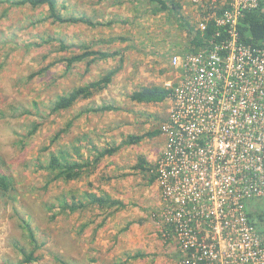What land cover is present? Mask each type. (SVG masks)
<instances>
[{
    "label": "rangeland",
    "instance_id": "374dc122",
    "mask_svg": "<svg viewBox=\"0 0 264 264\" xmlns=\"http://www.w3.org/2000/svg\"><path fill=\"white\" fill-rule=\"evenodd\" d=\"M175 1L191 13L188 0ZM151 9L141 0H58V12L64 16L85 15L96 23L116 21L111 27L91 28L54 23L48 19L47 6L34 9L29 5H0V176L13 181L10 191L0 188V264H22L23 256L18 250L33 249L22 219L30 225L40 245L36 252L40 259L31 264H103L104 255L93 256L96 248L86 236L91 233L92 240L100 233L92 223L95 217L104 216L91 210L90 197L82 196L92 188L93 182L83 179L90 173L79 181H54L45 167L52 155L71 162H82L88 156L94 160V147L115 146L129 135L147 131V124L152 129L161 125L159 120L167 113V103L152 114L150 106L134 104L130 100L138 88L134 80L138 77L142 85L162 86L165 79H170L169 57L190 49L191 37L181 28L176 15H153ZM120 38L125 42L117 40ZM61 42L69 50H60ZM86 46L94 51H118L120 56L99 61L88 72L87 62L77 63L71 70L60 62L82 54ZM121 58L123 68L107 89L112 105H118L119 111L76 118L85 110L107 103L102 91L69 111L51 113L59 96L100 79L118 67ZM43 69L47 70L32 77ZM121 76L131 79L128 85L119 80ZM69 122L73 124L66 129ZM35 125L38 131L28 136ZM65 129L67 132L54 141ZM82 139L94 144L89 147ZM137 146L124 147L111 158H119L133 171ZM127 154L131 158L122 159ZM107 168L104 162L100 164L99 177ZM97 185L101 183L97 181ZM80 197L86 205L82 211H65L67 202L78 205Z\"/></svg>",
    "mask_w": 264,
    "mask_h": 264
},
{
    "label": "built area",
    "instance_id": "2783aa9c",
    "mask_svg": "<svg viewBox=\"0 0 264 264\" xmlns=\"http://www.w3.org/2000/svg\"><path fill=\"white\" fill-rule=\"evenodd\" d=\"M188 1L195 32L215 29L204 47L169 57L151 218L180 264H264V46L239 32L263 0Z\"/></svg>",
    "mask_w": 264,
    "mask_h": 264
},
{
    "label": "trees",
    "instance_id": "16d2710c",
    "mask_svg": "<svg viewBox=\"0 0 264 264\" xmlns=\"http://www.w3.org/2000/svg\"><path fill=\"white\" fill-rule=\"evenodd\" d=\"M103 1V0H99ZM143 2H147L149 6L152 7L151 13L153 15H159L163 13L176 15L177 20L180 23L181 28L185 29L189 32V36L191 37L189 47L195 48L198 50L201 47H204V41L206 39L211 38V35L214 31V26L210 25L207 33L195 32V28L189 23L187 18L183 15L182 5L175 0H141ZM1 4H9L11 7H22L29 5L34 9L41 8L44 6L48 7L49 16L48 19L52 20L54 23L58 24H68V25H85L87 27L96 28V27H111L116 21H109L107 23H96L89 17L83 15L81 17L74 16H64L60 12H58V0H5L0 2ZM239 32L241 34L242 40L254 47H263L264 46V0L261 3L260 9L256 11L249 12L245 15V17L241 20L239 24ZM119 41L125 42L126 39L120 38L117 39ZM70 47L66 46L63 42L60 43V50H69ZM195 49V50H196ZM188 49L185 53L190 51H195ZM120 56L118 51L109 53L105 51H94L91 47L86 46L85 51L76 56H72L71 58H65L60 60V62H65L67 69L71 70L73 66L77 63L87 62V70L99 61H108L117 58ZM49 68V67H48ZM47 68V69H48ZM123 68V58L120 59V65L115 69L109 70L104 76L96 81H92L84 86H80L74 88L69 93L59 96L53 103V108L51 113H60L64 111L71 110L75 105H77L80 101H85L88 99H92L97 93H100L106 90L114 81V78ZM45 69V70H47ZM44 69L37 74H34L32 77H35L45 71ZM31 77V78H32ZM171 95V90L167 89L164 86L153 85L149 87H143L138 91H135L130 99L132 102L138 104H155V105H164L167 103L169 97ZM119 111V108L115 107L112 104L102 105L97 108H92L89 110L83 111L76 118H80L84 114L93 113V114H105ZM167 118V117H166ZM164 119V121L166 120ZM162 121V120H159ZM161 122V125L164 123ZM73 122H69L66 129H70ZM161 125L159 130L155 129L151 133H145L143 135H129L125 140H123L120 144L111 146L108 145L106 148L97 149L94 147V151L96 153L94 160H91V156L87 158H82L84 161L82 162H71L57 155H52L50 159V163L47 167L49 173L53 175L54 181L63 180L66 182H73L81 180V178L85 174H89L94 171L104 159L113 157L117 152H119L124 147L135 146L140 144L145 138H152L155 136H159L161 133ZM39 126L35 125L28 136H33L38 131ZM63 130L58 133L54 139V141L61 137L63 133H66L67 130ZM83 141L88 143L89 139H82ZM81 140V141H82ZM92 141L88 144H91ZM93 144V143H92ZM91 144V145H92ZM154 165H147L144 160H139L136 167L137 169H141L148 176V183L153 184L156 182V176L151 175V170ZM12 179L8 178L5 175L0 176V188L8 192L12 189ZM93 201L91 204H98L103 207L106 204H109V201L104 200L102 197L98 198L94 195H91ZM112 206L119 205L118 202L112 201L110 203ZM84 203L75 204L67 202L64 206L65 211L68 210L70 213H74L79 211L80 209L85 208ZM18 215V213H16ZM87 225H85L86 227ZM103 226V225H102ZM22 227L28 233V240L32 245L33 249L31 251H27L25 248H20L18 252L23 256L22 264H31L39 261V257L36 256L37 250L40 248V245L37 242L35 234L32 232L30 225L27 224L25 220L22 219ZM140 258V255L133 256L132 259ZM59 260V259H58ZM61 264H66L64 261H60Z\"/></svg>",
    "mask_w": 264,
    "mask_h": 264
},
{
    "label": "crops",
    "instance_id": "0c3cea01",
    "mask_svg": "<svg viewBox=\"0 0 264 264\" xmlns=\"http://www.w3.org/2000/svg\"><path fill=\"white\" fill-rule=\"evenodd\" d=\"M120 79L125 85H128V82L131 81V79L128 80V78L122 76ZM141 82L142 79L135 78L134 84L138 85V88L131 95L143 87H149L148 85H142ZM109 88L110 86L107 89ZM107 89L104 90V98L107 102L105 105L112 104L111 97L107 95ZM113 98L118 99L117 97ZM133 103L150 106L151 114L161 106ZM117 107L119 106L117 105ZM164 114L166 115H163L162 121L167 117V113ZM145 127L147 131L138 135L151 133L160 128V126H157L152 129L151 124H147ZM88 146L92 147L91 144H88ZM164 146L165 138L161 133L159 136L145 138L137 146V161L133 164L135 165L141 159L147 165H154L162 154ZM127 157L131 158V155H122L124 160ZM103 162L108 165L107 171H101L102 175L99 177V165L95 171L85 175L83 179L93 182L92 184L88 183L92 188L85 195L79 192L84 197H90V203L93 201L91 195L109 201V204L103 207L95 203L92 204L93 206L89 205L96 214L102 213L104 215L103 219L95 217L93 219L95 222L92 223L96 226L95 228L100 230V233L95 238L92 236V240H89L91 233L88 232L86 235L88 243H92L96 248V251L92 252L94 253L93 256L102 253L104 255L103 264H180V254L176 243L171 238L164 237L163 231L155 226V222L151 218V214L157 210L160 202L156 183L149 184L148 176L141 169L135 168L134 165L132 166L133 171L128 170L119 158H106ZM97 181L101 183V186L97 185ZM80 200L81 203H84L82 197H80ZM112 201L118 202L119 205H110ZM136 255H140V258L132 259Z\"/></svg>",
    "mask_w": 264,
    "mask_h": 264
}]
</instances>
